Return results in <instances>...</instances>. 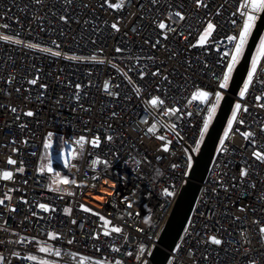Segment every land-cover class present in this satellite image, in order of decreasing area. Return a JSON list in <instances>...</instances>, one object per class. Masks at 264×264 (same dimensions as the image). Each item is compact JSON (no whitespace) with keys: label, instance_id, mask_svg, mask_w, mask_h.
Returning a JSON list of instances; mask_svg holds the SVG:
<instances>
[{"label":"built area","instance_id":"2783aa9c","mask_svg":"<svg viewBox=\"0 0 264 264\" xmlns=\"http://www.w3.org/2000/svg\"><path fill=\"white\" fill-rule=\"evenodd\" d=\"M117 3L0 0V264H146L186 184L246 0ZM252 77L165 264H264V56Z\"/></svg>","mask_w":264,"mask_h":264},{"label":"water","instance_id":"95a60500","mask_svg":"<svg viewBox=\"0 0 264 264\" xmlns=\"http://www.w3.org/2000/svg\"><path fill=\"white\" fill-rule=\"evenodd\" d=\"M264 31V12L258 14L255 25L249 34V39L243 54L234 67L230 82L220 101L217 112L207 131L204 140L195 155L191 152L192 166L190 168L186 184L180 191L173 209L167 219L164 229L158 237L146 264H165L170 256L171 250L176 244L192 206L200 189V184L207 174V170L213 157L216 145L221 133L227 123V119L234 103V98L238 94L249 69V62L254 48Z\"/></svg>","mask_w":264,"mask_h":264},{"label":"snow or ice","instance_id":"6c2138e0","mask_svg":"<svg viewBox=\"0 0 264 264\" xmlns=\"http://www.w3.org/2000/svg\"><path fill=\"white\" fill-rule=\"evenodd\" d=\"M152 2L153 3H156V0H152ZM123 5H124V0H120V3L115 4L114 7L117 8V9H119V8L123 7ZM109 7H113V5H109ZM243 7L248 8L249 11L247 13V18H246V20L244 22L243 28H242V30L240 32V36H239V40H238V42L236 44L235 52L232 55V62L229 64L228 70L224 74V80L220 84V87L221 88L227 87V82H228V80L230 78V74H231L232 68H233L234 64L236 63V61H237L240 53L242 52L243 46H244L245 42L247 41V38H248V36H249V34L251 32V29L253 28V26H254V24H255V22L257 20V16L255 14L256 13H259V12H264V0H246V3L243 5ZM175 15L178 16L181 20L184 19V16H182L179 12L175 13ZM61 19H63V17H61ZM112 27L113 28H116V30L119 31V29L117 28V25L116 24H113ZM158 27L161 30H164L165 27H166V25L163 22H160L158 24ZM212 27L213 26L211 24L208 25V28L205 30L204 35L201 37V41H204L206 39V37L211 34ZM228 39L229 40H232L233 37H229ZM30 47H31V45H30ZM117 51H119V49H117ZM54 54H57V53H54ZM259 55L260 56H264V39H262L261 42H260ZM255 67H256V61L254 60L253 61V71L249 73L248 83H245V85H244V91H242L240 93L241 97L244 96L245 92L248 89L249 83L252 80L253 73L255 72ZM154 75H155V73H154ZM30 83L35 84L36 81L35 80H32V81H30ZM197 95L199 97H201L204 101L207 100L208 93H206V92H199V93H197ZM219 98H220L219 93H217V103L219 102ZM257 99H259V97ZM151 103L153 105H157L158 103H160V101H158L156 99H153L151 101ZM235 109L236 110L233 111V113H232V120L229 121V128H231V126H232V121L236 119L237 112L241 109L240 104H237L235 106ZM12 111L15 112L16 109L13 108ZM214 111H215V107H213L212 109H210V112H209V120H206L205 121V125H204V130L205 131L207 130L208 123H209V121L211 119V114ZM25 115L32 116L33 113L31 111H29V112L25 113ZM149 131H152V129L150 128ZM243 135L247 139L250 134L249 133H244ZM201 136H203V132L201 133ZM225 136H227V133H225ZM221 144H223V141H221ZM47 146L48 145L46 144L45 147H47ZM197 147H199V145H197ZM165 151H167V148H165ZM254 155L256 156L257 159L264 161V156H262L259 152L254 153ZM8 163L9 164H12V163H15V162L12 161V160H9ZM48 171L51 172V168L50 167L48 168ZM244 175H245V172L242 170L241 171V176L243 177ZM3 176H4L5 179H10L11 178V173L5 172L3 174ZM68 182L69 181L67 179L64 180V183H68ZM165 194L166 195H170L171 193H167L166 192ZM0 203H2V201H0ZM40 207L42 209H44L45 211H47V209L45 208L44 205H41ZM85 211H88V209H85ZM101 219H103V217H101ZM108 223H109L108 221H105V224L106 225ZM111 231L112 232H120L121 229L120 228H117V227H113L111 229ZM260 231H261V233H264V228H261ZM104 235H108V232H105ZM212 243L213 244H216V245H219L221 243V241L219 239H216V238L213 237L212 238ZM41 251H44V249H41Z\"/></svg>","mask_w":264,"mask_h":264},{"label":"rangeland","instance_id":"374dc122","mask_svg":"<svg viewBox=\"0 0 264 264\" xmlns=\"http://www.w3.org/2000/svg\"><path fill=\"white\" fill-rule=\"evenodd\" d=\"M259 13H256L255 14L257 16V18H258V14ZM252 29H251V31H252ZM205 30L201 33V35L199 37V41H198L199 43L205 42L207 40V38L209 37V35H208L204 41H201V37L204 35ZM250 34H251V32H250ZM239 36H240V34H239ZM249 36L247 38V41L249 39ZM262 39H264V31L261 34V36H260V38H259V40L257 42L256 47L254 48L253 54L251 56V60L249 62L250 64H249L248 73L246 75V78H245V80H244V82H243L240 90H239V94L242 91H244V85H245V83H248L249 73L253 71V61L254 60L256 61V67H255V71H256V69H257V67L259 65L260 59L262 58V56L259 55L260 42H261ZM238 40H239V37H238ZM247 41L245 42V44L243 46V49H242V52L240 53V55H239L236 63L234 64V66L232 68V71H233L234 67L236 66V64L238 63V61L240 60V58H241V56L243 54V51L245 49V46L247 44ZM231 62H232V58L230 60V63ZM230 63H228V64H230ZM227 70H228V68H227ZM232 71H231V73H232ZM254 73H253V76H254ZM230 76H231V74H230ZM252 79H253V77H252ZM251 82H252V80H251ZM251 82L249 83V86H248V89L247 90H249V87L251 85ZM227 86H228V83H227ZM230 120H232V114H230L229 117H228V119H227V123H226V126L224 128L223 134L226 133L230 129L229 128V121ZM61 141H62V136H61V134L59 132L55 131V129L54 130H49V131L46 132L45 139H44V142H43V148H42V153H41V157H40V164H39L38 172H42L43 171V168L45 167V163H46L47 159L50 158L53 154H55L59 150V148L62 146V142ZM46 144L48 145L47 147H45ZM82 145H83V142L80 143V146H82ZM51 188H52V186H51Z\"/></svg>","mask_w":264,"mask_h":264},{"label":"bare ground","instance_id":"6f19581e","mask_svg":"<svg viewBox=\"0 0 264 264\" xmlns=\"http://www.w3.org/2000/svg\"><path fill=\"white\" fill-rule=\"evenodd\" d=\"M91 196H92L93 198H95L96 201H102V200H103V196L100 195V193H91ZM96 204H98V203H96Z\"/></svg>","mask_w":264,"mask_h":264}]
</instances>
